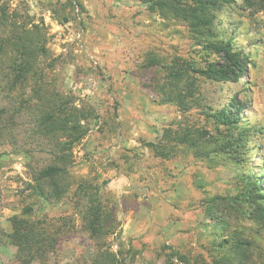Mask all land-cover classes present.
Instances as JSON below:
<instances>
[{"label": "rangeland", "instance_id": "374dc122", "mask_svg": "<svg viewBox=\"0 0 264 264\" xmlns=\"http://www.w3.org/2000/svg\"><path fill=\"white\" fill-rule=\"evenodd\" d=\"M57 2L70 5L0 0L26 27L42 25L48 38L41 80L17 92L30 108H20V97L8 91L9 55L0 59V264H23V220L56 245L31 264L90 260L96 243L83 214L95 197L119 222L118 235L106 242L125 264H264V221L248 218L264 207L252 183L264 181V0L223 4L215 38L230 39L247 54L246 73L236 83L199 79L185 111L160 96L163 73L150 60L178 57L203 66L217 58L195 48L182 22L162 18L155 0H74L67 11L73 19L61 25L52 15ZM39 90L85 111L80 125L87 134L70 152L60 200L31 190L55 151L35 123ZM234 98L241 102V126H214L207 114ZM185 125L206 132V145L180 148L168 160L151 152L149 144L160 142L166 129ZM239 134L240 143L231 145ZM235 240L249 245L237 249Z\"/></svg>", "mask_w": 264, "mask_h": 264}, {"label": "trees", "instance_id": "16d2710c", "mask_svg": "<svg viewBox=\"0 0 264 264\" xmlns=\"http://www.w3.org/2000/svg\"><path fill=\"white\" fill-rule=\"evenodd\" d=\"M73 1L68 0L70 5H74ZM227 2L228 0H155V6L162 18L182 22L192 36L195 48L206 56L213 55L217 58L205 60L203 66H197L195 60L178 57L168 63H162L159 59L150 60L151 66H158L163 73L162 83H158L160 96L166 102H174L184 111L187 110L188 101L196 99L199 79L236 83L246 73V66L249 64L247 54L236 48L230 39L215 38L217 13ZM54 5L52 15L58 23L64 25L73 19L72 12H67L70 5L60 2ZM76 6L82 7L80 4ZM18 19L19 15L9 14L5 6H0V59L9 55L6 66L8 91L16 92L14 95L20 97L19 107L27 109L30 108V101L26 100L24 93L17 92L32 79L41 80L39 61L47 57L48 38L42 25L34 24L29 28ZM41 90L33 97L36 100L34 107L40 109L35 123L38 122V133L42 137L55 142L54 162L38 172L36 185L31 186V190L34 195L60 200L68 189L67 176L72 165L70 152L87 134V130L80 125L85 111L57 93L46 94L41 93ZM240 111L241 102L234 98L229 106L217 109L207 114V117L212 120L214 126L235 131L243 122ZM190 127L185 125L180 130L166 129L160 142L149 144L151 152L159 159L168 160L180 148L196 147L198 143L206 145L209 141L207 133H198L195 128ZM241 137L242 134H239L229 143L239 144ZM210 142L212 143V140ZM252 183L257 199H264V188L261 187L264 181L256 179ZM248 218L264 221V207L256 206L253 212L248 214ZM83 221L85 231L96 243V252L90 260L83 259L75 264H125L126 257L121 255L123 253L114 252L106 242L108 237L118 235L116 231L120 226L119 222L112 211L101 206L99 198L91 200L83 214ZM29 224L30 221L23 220L20 228V247L25 254L23 264H31L37 255L41 259L44 258L46 252L54 251L56 246L55 243L48 242L43 236L44 233L37 231L35 226L30 228ZM226 242L228 240H225ZM38 243L45 247L38 246ZM234 244L239 249V245L248 246L249 242L235 240ZM178 257L182 259L181 256Z\"/></svg>", "mask_w": 264, "mask_h": 264}]
</instances>
